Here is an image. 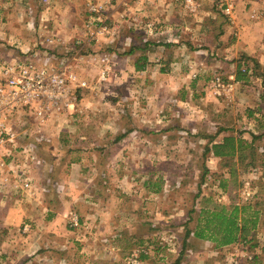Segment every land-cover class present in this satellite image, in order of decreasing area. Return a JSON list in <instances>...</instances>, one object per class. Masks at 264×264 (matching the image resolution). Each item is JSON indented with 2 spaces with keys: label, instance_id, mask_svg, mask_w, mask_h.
<instances>
[{
  "label": "rangeland",
  "instance_id": "1",
  "mask_svg": "<svg viewBox=\"0 0 264 264\" xmlns=\"http://www.w3.org/2000/svg\"><path fill=\"white\" fill-rule=\"evenodd\" d=\"M52 1L57 8L52 16L57 21L59 17L62 20L59 19L57 25L67 21L65 29L80 31L75 50L78 54L74 56L84 50L87 56L105 52L117 56L116 61L108 64V74L103 79L100 73L104 64L68 62L65 57L72 59L68 50L58 55L61 58L59 66H66L86 80L87 86L80 88L77 94L81 97L86 94L93 103L77 115L65 116L67 123H75L66 135L71 138L76 134L88 138L96 136L102 141L128 135L130 143L119 146L118 152L113 150L120 155L121 162L110 161L111 147L107 145L105 152L108 155L101 159L103 166L111 167L110 172L121 169L122 176L125 173L122 178L132 182L133 188L141 189L140 182L133 179L144 173V177L162 183L160 186L166 191L148 197L150 191L138 190L132 201L135 211L132 219L129 210L119 207L131 202L129 194L122 189L120 192L104 191L99 200L108 199L105 213L110 219L92 216L80 222L74 219V215L80 218L77 210L62 206L66 201L61 198L65 195L77 197L86 192L85 183L89 180L86 182L85 179L90 178L97 161V151L92 149L97 147L95 142L85 144V162L81 164L85 163V166L70 168L67 178L60 175L39 177L43 164L33 166V171L39 173L29 182L37 188V193L30 198L21 195L27 202V209L21 210L20 217L13 210L12 216L1 219L4 211L0 198V264H134L136 261L139 262L136 264H174L179 257L181 264H232L235 261L242 264L245 252L258 255L264 264V0H194L197 8L194 10L186 6L185 0H112V9L108 11L111 17L106 21L108 26L117 24L116 32L120 27L118 21H121L134 28L120 34L122 45L116 49L108 46L115 47L114 40L99 49L96 44L101 45V39L107 35L91 40L86 28L87 24L93 26L96 21L89 3L109 0ZM2 2L4 0H0V4ZM10 2L12 6L7 10L6 19L0 11V41L2 35L5 37L1 26L6 20L17 23L16 13L20 8L35 11L43 6L42 0ZM228 4L233 6L230 14L226 12ZM217 12L225 15L227 30L218 38L212 25ZM113 13L118 21L113 19ZM141 13L147 15V21ZM45 17L43 21L49 24ZM251 24L261 30L262 38L257 43L259 47L263 45V49L250 50L237 44L243 28ZM40 40L43 42V36ZM129 45L128 50L132 49L133 56L126 60L124 53ZM47 49L44 44H37L34 51L40 57L49 54L51 50ZM119 55L122 56L120 59ZM136 62L145 66L154 64L144 69L141 80L133 78ZM82 69L83 73L80 72ZM239 69L247 73L246 78L236 79ZM24 120L22 127L23 130L27 127L28 141L30 122L29 118ZM83 121L93 126H81L74 132L77 129L74 125H83ZM55 123L53 126H59L60 121ZM48 127L41 148L47 144L54 146L53 129ZM127 130H130L128 134ZM226 135L248 141L253 140V135L257 136L253 143L258 158L256 166L250 165L249 157L243 163L237 162L240 185L234 192L238 204L250 203L259 210V215L250 241L215 248V244L207 239H198L192 234L187 237V231L194 229L202 208L229 203L228 194L223 193L215 180L229 168L220 170L218 161L205 151L208 143L219 142ZM79 147L74 146L75 149ZM125 150L129 153L128 158L121 155ZM81 154L74 150L71 156L76 159ZM44 161L46 163V159ZM103 172L104 168L101 187H109L113 176ZM246 180L250 181V187L244 186ZM151 186L153 190L155 185ZM247 190L251 192L248 199L244 194ZM93 191L97 193L95 187ZM13 193L10 196L21 198ZM35 200L38 206H31L29 201ZM121 208L124 211H120ZM80 210L83 214L89 211L84 207ZM49 214H54V219H45L51 217ZM14 215L18 218L13 219ZM142 249L148 253L143 261L137 253Z\"/></svg>",
  "mask_w": 264,
  "mask_h": 264
},
{
  "label": "crops",
  "instance_id": "2",
  "mask_svg": "<svg viewBox=\"0 0 264 264\" xmlns=\"http://www.w3.org/2000/svg\"><path fill=\"white\" fill-rule=\"evenodd\" d=\"M10 6H12V2H10V0H4V2H2L0 4V11H1L3 19H6L5 15L8 13L7 10ZM54 6H52V7H54ZM52 7L49 9H46L45 12L43 11L42 6L40 7V9H37L35 11H33L32 8H28V9L20 8L18 10V12L16 13V16L18 17L17 23L15 21L10 23L9 20H6V23L1 26V32L5 33V37H4V35H2L1 41H0L1 42L0 43V60H1V62L2 61L9 62V61H12L14 58H23L26 56L25 53L29 49L34 51V48L37 46V44L41 43V40L39 42V39H41L42 37L40 36V31L38 30V27H39L40 23L45 24V22L43 20L41 21L42 16L44 15V17H45V15H47L50 12V10L52 9L51 13H49L50 15H47L45 17V19L50 24L49 25L46 23L50 27V29L51 30L56 29L58 32V36H59L58 37L59 39L57 41V45H54L52 48L53 52L56 53L57 55H59V54L66 52L68 50V53H70L72 55L71 60L73 61V63H77V65H83L85 63L84 61H78L79 60L78 55L74 56L75 54H78V52H76L75 50L77 47V43H76L77 37L80 34V31H78V30L75 31L73 29H71V30L65 29L66 27L64 25L66 24L67 21L65 23L61 22V24L57 25V22L59 21L60 17H59L58 21L54 19V15L52 16V14H53L52 12H53V10H57V8H55V7L52 8ZM116 10H118V9H116ZM30 11H33L32 14L30 13ZM42 11H43V14L41 15V19L39 20V15ZM118 11H120V10H118ZM64 12H66L65 9H64ZM137 14H139V13H137ZM141 14L143 16H145L143 18H144V20L147 21V18H148L147 15L144 13H141ZM31 15L34 16V20H35L34 27H32L29 24L30 21L33 19ZM113 19L118 21L117 16L114 13H113ZM54 20H55V22H54ZM118 22L120 23V27L117 29L118 31L116 30V32L113 35L108 34L105 38H103L104 40L101 39V41H100L101 45L96 44L99 47V49L101 47L107 45V44H111V40L112 41L114 40L112 42V44H115L116 46L115 47L112 45H108V46L110 47V49H113V48L116 49L119 44L122 45L121 41L119 40V37L121 36L120 34H123L125 32L126 33L131 32L134 30L132 25L122 24L121 21H118ZM239 22H240V20H239ZM20 24H21V26H20ZM57 27L59 29H57ZM24 29L26 31H24ZM240 30H242V28ZM226 33H227V30H226V27H224V32L222 35H224ZM241 33H242V35H240V37H239L240 40H238L237 44L243 46L245 49H250V48H252V49H257V48L263 49V45H261L259 47L258 43H257L258 42L257 40H260L262 38V33L256 24L255 25L251 24V25L245 26ZM9 37L11 38L10 41L7 40V38H9ZM117 42H118V44H116ZM245 43H248V45H245ZM128 48H130V45L126 48V53H124L126 60H128V58L133 56L132 52L127 54ZM124 49H123V52H125ZM229 49H230V47H229ZM85 54H86L85 50L83 53H80V51H79V55H84L85 57H87V55H85ZM120 54H122V53H120ZM121 57L122 56L119 55V59ZM150 65H154V64H148L147 65L148 67L145 66V68L149 69ZM133 67L135 68L134 64H133ZM144 69H136V68L133 69V70H136V71H134L135 73L133 75V78L135 76L138 80H141L142 76L145 74ZM83 71L84 70L82 69V71H80V72L83 73ZM132 71H130V72H132ZM98 74H99V72H98ZM91 83H93V81H91ZM86 90L87 89H85L84 91H86ZM81 91H80V94H81ZM83 95L81 97L78 94V100L75 103L74 108L66 110L63 113H61L60 115L54 116V118H52L50 121H48L46 127L44 128V136L45 137H42V140H36L34 137H32L33 131L35 130V124L33 121L29 120L30 128H29L28 134L30 135V139L28 141H26V139H25V141H26V143L35 145V148L37 149L38 154L41 157V160H42L41 164H43L44 167L42 166L43 169H39L42 171L41 175H39V177L44 178L45 176L46 177L48 176L50 178H52V177L56 178L58 175H60V176H66L64 178H67L69 175L70 168H73L76 165H78V167H80L81 164L83 162H85V159H84L85 152L83 151L86 147L85 144L89 143V142H95V145L97 147H94L92 149H95L97 151L96 152L97 153V161L93 160V161H95V163H94L95 167H92V169H91L90 178L85 179L86 182L89 180L87 182L89 184V186L86 185L87 183H85V186L87 187L86 192L83 191L84 193L82 195H78L77 197L73 196L71 198L69 197V195L67 197L65 195L64 197L61 198L62 201H66V203L62 202V206L65 207V205H66V206L75 208L77 210L76 212L78 213L80 219H91L92 216L94 219H110V217H107L108 215H106V213H105V209L108 210V208H107L108 199H106V200L103 199V201L101 200L102 201L101 202L99 200L101 197V193H103L104 191H108V190H110V192L111 191L120 192L122 189V190H124V192L126 194H129L131 202L129 204L128 203L121 204V205H119V207H125L126 211L129 210L130 216L128 215L127 212L125 213V215L131 217V219H132L133 214L135 212L134 208H133L132 201H133V198H135V196H137L138 190H141L143 192L150 191L147 193L148 197L154 196L155 194H163V193L165 194L166 190H164L163 187L160 186V185H162V183H160L159 181L153 182V179L151 177H146V175L144 177V173L141 174L139 177L133 179V180H135V182L137 181V183L140 182L141 189L133 188L134 185L132 186V182H129V180L122 178L123 176L125 177V173H123V176H122L121 169L120 170L115 169L114 171L110 172L111 167H108L106 165L105 166L106 168H105L103 166L104 163L101 162V159L104 158L105 155H108L105 152V146H107V145H110L109 147H111V154L109 155V159H111V158L112 159L110 161L112 162V160H115L116 163L121 162V159L118 158L119 154L117 152H118L119 146L121 147L124 144L127 145L128 143H130V142H128L129 141V139L127 138L128 135H125L124 136L125 138L124 137H120V138L119 137H117V138L111 137L110 139L106 138L104 141H102V139L97 138L96 136H91L90 138H88L84 135L81 136L79 134H76V135H73L71 138V135H69V137L66 135V132L72 130V129H70L71 128L70 126H72L75 123H72V124L67 123L66 122L67 119H65V116L77 115L78 111L81 112V111H83V109L86 106H90L93 104V103H91L89 96H87L84 93H83ZM24 117L29 118L28 116H24ZM57 121H60V123H58L59 126H53V123H55ZM24 122H26V121L24 120L22 122V125L25 124ZM55 124H57V123H55ZM113 124L116 125L117 123L113 122ZM48 126H50V127L53 126L52 127V129H53L52 130V134H53L52 138L54 139V142H53L54 146L47 144L46 145L47 147L42 146V148H41V145L43 144L41 142L43 141V138L44 139L46 138L45 130H47ZM81 126H83V127L84 126H90L91 127V126H93V124L88 123L86 121H83V125H82V123L78 124L77 127H76V125H74L73 128H77V129H74V132H75V130L78 132L80 130ZM24 131L26 133L27 127L22 131V133ZM129 131L130 130H127L126 134H128ZM212 143H216V142L214 141ZM208 144H209V146L211 145V143H208ZM74 146H78V147L82 146V147L75 149ZM102 146H103V149H100V148H102ZM74 150H76L77 152H82V154L79 155L76 159H74L71 156V154L74 152ZM113 150H116L117 152H114ZM157 154H158V152H156L154 154V156L156 157ZM121 155L126 156V155H129V153H128V151L125 150L124 152H122ZM208 155H211L210 158L213 157L215 160L218 161V158L215 157L212 152H208ZM126 158H128V156H126ZM44 159H46V163H45ZM146 161L148 162V160H146ZM11 162H12L11 158L7 159V167L5 169H1L0 198H1V210L4 211V213L1 214V219H3L4 216H7V217L12 216L14 214L12 212L13 210H16L15 215L17 214V216L20 217L22 214L21 210L23 209L25 211L27 209V207H26L27 202L22 200L23 198L21 195L26 194L27 197L30 198V197H32V195L37 193V188L33 187L32 185L30 186L31 188L24 187L23 189H18V188H15L16 184L15 185H8V182H5V177H7V176H5V173H7L9 171L10 166H11ZM45 164H46V166H45ZM50 164H51V167H50ZM34 166H36V165H34ZM82 166H85V163ZM82 166H81V168H82ZM103 168L105 171L103 173L109 172V175L111 176V178L113 176V181L109 185V187L112 189H110L108 186H105V188L101 187V183H102L101 182V176H102L101 172H102ZM85 169H86V167L84 168V170ZM84 170H81V171H84ZM38 173L39 172L33 171V166H32V171H31L30 177H33L34 174H35V177H38ZM76 173L78 174V172H76ZM136 176H138V175H136ZM11 180H13V179L11 178ZM151 185H155V188L153 190L150 188V187H153ZM94 187L97 190L98 194L95 193V191H93ZM12 193L13 194L16 193V195L21 196V198H17L16 196H10ZM29 202L31 203V206L37 205L36 200L35 201H29ZM83 207L87 208L89 210L86 214H83L80 210V208H83ZM145 207L146 206L144 204L143 208H145ZM64 211L62 212V216H63ZM120 211H124V209L121 208ZM88 214H90V215L86 216ZM15 215H14L13 219L18 218V217L15 218ZM49 215L51 217L47 216V218L45 217V219H51V218L54 219V214H52V215L49 214ZM64 216H65V214H64ZM20 219H25V218L21 217ZM8 251L11 252V250H9V249H8ZM2 256H4V255H2Z\"/></svg>",
  "mask_w": 264,
  "mask_h": 264
},
{
  "label": "built area",
  "instance_id": "3",
  "mask_svg": "<svg viewBox=\"0 0 264 264\" xmlns=\"http://www.w3.org/2000/svg\"><path fill=\"white\" fill-rule=\"evenodd\" d=\"M185 1L186 6L191 10L197 9L194 0ZM112 3V0L89 3V10L96 15L95 24L93 26L87 24L86 27L91 40L94 38L97 40L100 35L115 33V26L118 25L108 26L106 23L107 19L111 17V13L108 15V11L109 8L112 9ZM41 4L45 12L46 9L53 6V1L42 0ZM232 8V4L227 5V14L231 13ZM43 11L39 15V20ZM32 12L30 11L31 14ZM31 16L33 19L29 24L34 27V16ZM38 30L40 36H43V42L40 44H44L46 48L48 47L47 50H51L48 51L49 54L38 57L39 53L29 49L23 58H14L12 61L0 63V177L1 169L7 167V159L11 158L10 169L5 173V176L8 177H5V182H8V185L16 184L15 188L18 189L31 188L29 181L31 180L32 166L42 163L35 145L25 141V131L22 133V122L26 118L24 116H28L29 120L35 124L32 137L42 140V137H45L44 128L48 121L54 116L74 108L78 100V90L87 86L86 80L75 71L58 65L61 58L52 51L59 39L58 32L51 30L46 23H40ZM65 59L68 62L71 60L67 57ZM78 59V61L104 64L100 78L105 79L109 70L108 64L116 61L117 56L114 53L105 52L100 55L94 53L87 57L79 55ZM244 186L250 187V181L246 180ZM250 193L249 190L244 192L246 199ZM222 197L219 200H222ZM74 219L79 218L74 215ZM26 228L24 227V229ZM253 255L245 252L242 254V258L244 261L251 260ZM134 256L137 258L136 253ZM232 264H241V261H235Z\"/></svg>",
  "mask_w": 264,
  "mask_h": 264
},
{
  "label": "trees",
  "instance_id": "4",
  "mask_svg": "<svg viewBox=\"0 0 264 264\" xmlns=\"http://www.w3.org/2000/svg\"><path fill=\"white\" fill-rule=\"evenodd\" d=\"M224 18H226L224 14L217 12L215 20H212V25H214L213 32L217 38L224 32ZM131 52L132 49L127 50V53ZM136 68L144 69L145 65L137 62ZM246 77V72L243 73L240 69L237 71V80ZM256 137L253 135V140L248 141L242 137L226 135L220 142L211 143L210 146L206 147V152H212L218 158L220 170H223V167L229 168L227 172H223L227 174L220 173L219 178H215L223 193L228 194L229 203L227 205L222 203V205L214 208H202L199 211L194 229L187 231V237L192 234L195 238L207 239L215 244V248L228 246L238 241H250L253 238V231L257 226L259 210L253 208L250 203L238 204L235 201L237 193L234 192V189L240 185L236 166L237 162L243 163L249 157L250 165L256 166L258 158H256V150L253 147ZM246 149H249V153H246ZM79 221L82 222L80 218ZM184 244H186V241H184ZM137 252L139 259L142 261L148 257L146 250ZM181 260L180 257L177 258L174 264H181ZM242 264L262 263L258 255H253L251 260H247Z\"/></svg>",
  "mask_w": 264,
  "mask_h": 264
}]
</instances>
